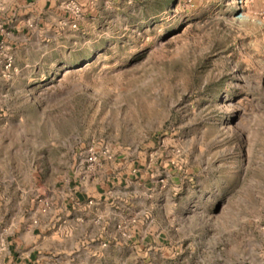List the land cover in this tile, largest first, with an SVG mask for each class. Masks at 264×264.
I'll return each mask as SVG.
<instances>
[{
    "label": "rangeland",
    "instance_id": "1",
    "mask_svg": "<svg viewBox=\"0 0 264 264\" xmlns=\"http://www.w3.org/2000/svg\"><path fill=\"white\" fill-rule=\"evenodd\" d=\"M60 1L0 77V264H264V0ZM88 147L147 175L107 242Z\"/></svg>",
    "mask_w": 264,
    "mask_h": 264
},
{
    "label": "crops",
    "instance_id": "2",
    "mask_svg": "<svg viewBox=\"0 0 264 264\" xmlns=\"http://www.w3.org/2000/svg\"><path fill=\"white\" fill-rule=\"evenodd\" d=\"M60 2L0 0V41H4L16 56L19 47L29 42V35L38 32L31 29V24L48 21L46 14L51 9L60 8ZM133 164L128 167V161L116 157L103 160L92 177L75 179L73 186H69V194H65L62 208V227L68 230L67 239L88 234L107 242L117 227L122 228L129 187L145 188L146 185L143 180L147 175L141 172L140 165Z\"/></svg>",
    "mask_w": 264,
    "mask_h": 264
},
{
    "label": "built area",
    "instance_id": "3",
    "mask_svg": "<svg viewBox=\"0 0 264 264\" xmlns=\"http://www.w3.org/2000/svg\"><path fill=\"white\" fill-rule=\"evenodd\" d=\"M12 71L13 57L11 55V49L4 41H0V77H9ZM99 166L100 159L96 149L94 147L86 148L85 158L81 165L82 171L80 178L86 180L88 177H92Z\"/></svg>",
    "mask_w": 264,
    "mask_h": 264
}]
</instances>
